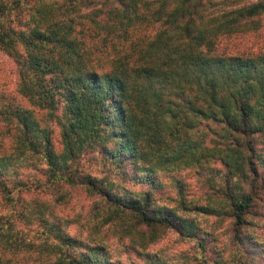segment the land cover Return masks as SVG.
<instances>
[{
	"label": "trees",
	"instance_id": "trees-1",
	"mask_svg": "<svg viewBox=\"0 0 264 264\" xmlns=\"http://www.w3.org/2000/svg\"><path fill=\"white\" fill-rule=\"evenodd\" d=\"M263 19L264 0H0V52L27 100L0 108L12 133L8 147L0 142V207L11 205L0 213L4 260L121 264L99 258L103 242L46 218L34 236L18 226L14 214L29 216L14 203L30 188L6 168L37 156L45 180L34 184L97 198L132 248L170 229L203 246L201 228L178 215L195 211L229 219L237 262H247L248 244L258 243L249 227L264 219V51L220 45L259 32ZM46 121L58 127L59 147ZM85 158L103 160L106 175L81 169ZM187 169L205 185L206 203L170 173L177 207L157 204L158 172ZM128 179L148 188L131 190L120 181Z\"/></svg>",
	"mask_w": 264,
	"mask_h": 264
},
{
	"label": "rangeland",
	"instance_id": "rangeland-1",
	"mask_svg": "<svg viewBox=\"0 0 264 264\" xmlns=\"http://www.w3.org/2000/svg\"><path fill=\"white\" fill-rule=\"evenodd\" d=\"M240 47L264 51V26L259 32L222 40L220 50L230 51L231 48ZM13 64V61L7 55L0 52V108L19 101L25 104L27 101L21 98L22 96L17 92ZM38 116L41 118L40 113ZM42 124L51 126L54 143L59 147L60 132L56 124L53 121L42 122ZM4 125L0 122V142H3L4 147H8L4 142L6 141L9 145L8 141L11 140L12 133L7 132L5 130L7 127ZM102 163L103 160L100 158L98 161L90 159L88 161L85 158L81 162V169L101 176L106 175V170L103 168ZM44 168L43 160L37 156H29L24 160L13 159L6 168L9 172L8 177H13L18 173V177H24L28 181L30 190L22 193L24 201L22 199L14 204H16L17 208L23 210L29 218L26 221V218L19 219L16 216L17 214H14L13 219L15 221L19 220L17 221L19 222L18 226L24 227V230L30 232L31 236L41 230L39 219L46 218L50 223L60 225L70 236L86 238L85 240L93 238L103 242L107 249L99 253V258L104 260L109 258L116 263L240 264L237 262L240 252L237 250V245L232 241L229 219L217 218L195 211H178V215L183 216L184 219L201 228L203 246L198 242L199 240L186 236L181 237L176 231L170 229L165 230L163 234L148 244L145 249L141 247H138L139 250L134 249L129 237H124L125 234L121 231V222H114L113 224L104 221L105 211L95 208V205L100 203L97 198L90 196L81 188L60 187L59 189H52L48 184H34L37 179L40 181L45 180ZM170 173L173 174V177L176 176L179 179L183 177L188 182L186 192L189 198L193 197L198 204L206 203L207 197L203 193L206 191L205 185L196 182L198 177L195 175L194 170L187 169L180 172H158L157 178L160 179V185L153 190L154 200L157 204L170 205L173 208L177 207L176 203H172L171 200L176 197V188L173 184L175 178L171 179L172 175ZM131 174L135 175L134 170H131ZM115 175L119 176L118 174ZM120 181L123 186L131 190H138L139 188L145 191L148 188L147 184H138L134 179H128L125 182L123 180ZM17 196L18 193L15 192V197ZM2 207H0V213H5L11 208V205L7 202ZM249 234L258 243L254 246L248 244L249 248L244 256L247 262L242 264H264V219L255 222L252 228L249 227ZM0 256L2 257L0 263L5 264H23L24 262H30L31 264L33 260V257L30 258L26 255V257L11 256L10 260L5 261L4 259L9 257V254L0 253Z\"/></svg>",
	"mask_w": 264,
	"mask_h": 264
}]
</instances>
